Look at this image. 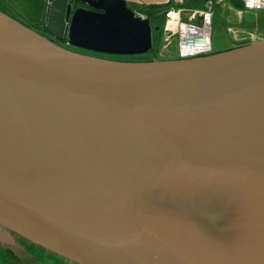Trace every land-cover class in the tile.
<instances>
[{
  "label": "water",
  "instance_id": "1",
  "mask_svg": "<svg viewBox=\"0 0 264 264\" xmlns=\"http://www.w3.org/2000/svg\"><path fill=\"white\" fill-rule=\"evenodd\" d=\"M157 29L122 0L44 9L51 39L94 55L145 56ZM179 167L238 176L264 194V40L124 63L68 51L0 13L1 225L73 264H215L141 214L159 177ZM234 226L216 242L238 246ZM252 248L240 264H264Z\"/></svg>",
  "mask_w": 264,
  "mask_h": 264
},
{
  "label": "rangeland",
  "instance_id": "2",
  "mask_svg": "<svg viewBox=\"0 0 264 264\" xmlns=\"http://www.w3.org/2000/svg\"><path fill=\"white\" fill-rule=\"evenodd\" d=\"M44 2L46 1L0 0V5L4 7L3 9L0 6V13L21 22L31 29L41 19ZM213 16L210 31L212 52L206 56L223 52L222 50H229L228 48H231L229 46L237 48L244 46L246 43L263 40H253L254 37L260 38V36L258 37L259 30L243 28L249 22V16L244 14L242 10L235 9L234 4L229 1L219 3ZM182 17L183 20L185 18L184 13ZM158 34L161 36L160 33ZM154 39H156V34L152 31V47L161 46V48L159 47L160 58L177 60L175 56V38L170 41L167 39V42H164L162 37L155 41ZM68 51L82 56L124 63L149 62V59L153 58L151 51L145 57L133 58L90 56L72 50ZM239 179L238 176L233 177L230 174L207 173L183 167L166 170L157 180L152 192H149L148 199L140 209L141 214L145 217L149 227L155 232L160 230L166 240L170 239L169 236L175 235L176 246L179 249L184 241L188 249L194 248L192 249L194 251L189 250V252L196 255L195 259H197V255L200 257L202 254L203 257L213 258L215 264H219L220 261L227 264L230 263L232 256L235 257L236 252H242L240 256L244 257L245 255V258L238 255L239 258L236 262V264H240L248 258L245 253L253 247L251 250L254 253L251 259L264 260V194L258 188L254 191L253 187H249L246 191L245 186L238 182ZM253 216L255 222L258 224L260 222L259 225L256 223L257 229L251 227L253 223L250 222V217ZM203 223L206 225H203ZM231 223L235 224L232 229L236 234L233 237L235 241H233L234 239L232 241L238 243L240 249H238V246L230 247V249L229 247L225 248L222 244H219L220 242H216L217 238H214L223 235L224 229ZM204 226L207 227L205 231L203 230ZM198 233H205L210 237L208 238L209 245L199 242L198 236L200 234ZM232 241L229 240L228 242L234 244ZM22 243L23 241L17 234L8 231L0 224V250L1 248L10 249L12 255H16V251H21L23 254L21 261L33 260L32 254L28 251L30 247L22 248ZM255 248L256 250H254Z\"/></svg>",
  "mask_w": 264,
  "mask_h": 264
},
{
  "label": "built area",
  "instance_id": "3",
  "mask_svg": "<svg viewBox=\"0 0 264 264\" xmlns=\"http://www.w3.org/2000/svg\"><path fill=\"white\" fill-rule=\"evenodd\" d=\"M200 7L185 6L186 0H171V7L164 14L161 37L164 42L176 40L177 59H195L206 56L212 50L210 31L214 5L225 0H199ZM240 1L245 11H264V0ZM134 16L145 17L133 10ZM184 19L182 20V14ZM168 39V40H167ZM167 40V41H166ZM163 42V43H164Z\"/></svg>",
  "mask_w": 264,
  "mask_h": 264
},
{
  "label": "trees",
  "instance_id": "4",
  "mask_svg": "<svg viewBox=\"0 0 264 264\" xmlns=\"http://www.w3.org/2000/svg\"><path fill=\"white\" fill-rule=\"evenodd\" d=\"M225 1H229L231 4H234L235 9H240V10H242V12L244 14H247L249 16V22L246 23V26H243L244 25L243 24L242 25L243 28H247L250 30H252L254 28V29L259 30V32L262 31L263 35H262L261 39L264 40V11H257V12L245 11L242 3L240 1H236V0H225ZM221 2L215 3L213 15H215V11L217 9V6ZM190 5L192 7H200V1L199 0H186L185 6H190ZM170 7H171V1H169L168 3H166L163 6H150V7L148 6V7H144V8H137L136 9L137 11H135V10L134 11L143 14L145 19L148 21L151 28H154V27L158 28L156 32H153L156 34V39L158 40L159 38H161V36H159L158 33L161 34V28H162L163 21H164V14ZM213 18H214V16H213ZM156 39H154V41ZM159 47L161 48V46H159ZM159 47H157V46L151 47L150 51L152 52L153 58H150L149 59L150 61H161V60H168L169 59V58L168 59H164V58L162 59L159 57L160 56V54H159L160 48ZM231 48H233V47L231 46ZM231 48H228V49H231ZM226 50H222V51H226ZM211 52H212V50H211ZM176 59H177V57H176ZM27 245H29V244H27Z\"/></svg>",
  "mask_w": 264,
  "mask_h": 264
},
{
  "label": "crops",
  "instance_id": "5",
  "mask_svg": "<svg viewBox=\"0 0 264 264\" xmlns=\"http://www.w3.org/2000/svg\"><path fill=\"white\" fill-rule=\"evenodd\" d=\"M126 6L132 10L137 11V8H144L150 6H163L171 0H122ZM44 10V9H43ZM42 17V16H41ZM22 248H28L22 246ZM36 249V250H35ZM2 250V251H1ZM0 250V264H69L66 261H61L53 255L46 254L42 249L36 247H30L28 250L32 254L33 260L21 261L23 254L21 251H16V255H12L11 250L2 249ZM19 252V253H18Z\"/></svg>",
  "mask_w": 264,
  "mask_h": 264
},
{
  "label": "flooded vegetation",
  "instance_id": "6",
  "mask_svg": "<svg viewBox=\"0 0 264 264\" xmlns=\"http://www.w3.org/2000/svg\"><path fill=\"white\" fill-rule=\"evenodd\" d=\"M44 1H46V0H44ZM0 6H1V5H0ZM79 6H80V5H78L77 3H74V1L72 2V9H74V8H76V7H79ZM1 7H2V6H1ZM45 7H46V2H44V9H45ZM2 8L4 9V7H2ZM129 9H130V8H129ZM43 17H44V10H43V12H42V17H41L40 21L36 24L35 27L31 28L34 32H36L37 34H39V35L45 37L46 39H48V40H50V41H52V42H53L54 44H56L57 46L63 47V48H65V49H67V50H72V51L79 52V53H83V54H87V55H90V56H101V55H94V54H90V53H85V52L80 51V50H76V49L69 48V47H67V46L65 45L64 42H58V41H55V40L51 39V37H49V36L45 33V31L43 30ZM20 23H21V22H20ZM23 25H24V24H23ZM259 33H260V34L258 35V37L260 36V38H257V37L255 38V37H254L253 40H255V39H261V38H262L263 32L261 31V32H259ZM229 47H231V46H229ZM232 47H233V46H232ZM101 57H109V56H101ZM141 57H145V56H141ZM127 58H133V57H127ZM3 227H5V226H3ZM5 228L8 229V231H10V232H12V233H14V234H17V233H15L14 231L10 230V229L7 228V227H5ZM17 235H18V237L23 241V243H22L23 247H24V246H28V247H36V248L42 249L40 246L31 243L30 241L26 240L25 238H23V237L20 236L19 234H17ZM198 239L201 240V238H199V236H198ZM26 241H28V242H26ZM213 243H214V242H213ZM27 244H29V245H27ZM42 250H43L44 252H46V254L53 255L54 257H57V258L60 259L61 261H66V260L62 259L61 257L55 255V254H52V253H50V252H47V251H45L44 249H42ZM66 262L69 263V264H73V263L68 262V261H66Z\"/></svg>",
  "mask_w": 264,
  "mask_h": 264
},
{
  "label": "bare ground",
  "instance_id": "7",
  "mask_svg": "<svg viewBox=\"0 0 264 264\" xmlns=\"http://www.w3.org/2000/svg\"><path fill=\"white\" fill-rule=\"evenodd\" d=\"M263 197H264V196H263ZM263 199H264V198H263ZM255 206H256V205H255ZM257 224H258V223H257ZM259 224H260V222H259ZM259 224H258V225H259ZM262 224H263V223H262ZM262 224H261V225H262ZM262 226H263V225H262ZM262 226H261V227H262ZM259 228H260V227H259ZM261 232H262V231H261ZM245 234H246V233H245ZM254 234H255V233H254ZM259 235H260V234H259ZM255 236H257V235H255ZM243 237H246V236H243ZM247 238H248V237H247ZM249 238H250V237H249ZM238 239H239V238H238ZM254 239H255V237H254ZM242 240H243V239H242ZM239 241H240V240H239ZM243 241H244V240H243ZM248 241H250V240H248ZM245 242H246V241H245ZM256 242H257V241H256ZM250 243H251V242H250ZM257 243H258V242H257ZM239 244H241V243H239ZM242 245H243V244H242ZM249 245H250V244H249ZM255 245H256V244H255ZM245 247H246V245H245ZM248 247H249V246H248ZM238 249H240L239 246H238ZM247 249H248V248H247ZM233 250H234V249H233ZM242 250H243V249H242ZM244 250H245V249H244ZM254 250H256V248H255ZM229 252H230V251H229ZM243 252H244V251H243ZM245 252H246V251H245ZM248 252H249V251H248ZM230 253H231V252H230ZM240 253H242V252H240ZM245 254H246V253H245ZM246 256H247V255H246Z\"/></svg>",
  "mask_w": 264,
  "mask_h": 264
}]
</instances>
